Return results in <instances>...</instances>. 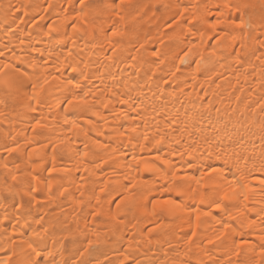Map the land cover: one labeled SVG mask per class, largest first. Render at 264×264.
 <instances>
[{
  "label": "bare ground",
  "instance_id": "6f19581e",
  "mask_svg": "<svg viewBox=\"0 0 264 264\" xmlns=\"http://www.w3.org/2000/svg\"><path fill=\"white\" fill-rule=\"evenodd\" d=\"M231 2L250 5L242 10L245 22H252L247 34L233 27L217 43L214 34L208 32L193 49L203 59L189 54L187 62L180 64L178 57L191 46L184 39L186 28L183 34L181 31L185 20L167 25L185 5L213 6L223 0H129L120 5L127 24H121L115 15L118 0H86L89 7L80 0H0V80L15 81L9 87L0 84V247H14L19 253L32 243L37 253L32 259L37 264L53 259L57 264H135L137 260L140 264H160L165 251L168 258L175 257L173 249L187 252L193 264L201 259L209 264L202 248L208 249L212 259L222 260L232 247L233 237L242 231L243 237L237 238L249 240L250 245L241 250L240 257L232 259H246L249 264L260 259L259 236L264 231V113L257 102L264 97V48L260 44L264 41V0ZM81 8L94 28H86L76 19ZM232 15L239 13L233 11ZM114 27L123 35L111 37ZM110 38L115 51L109 46ZM193 39L199 41V33ZM153 51L161 57H154ZM235 53L240 54L242 64L236 62ZM194 60H199V71H194ZM81 91H89V99L94 101L92 111L78 119L87 136L66 133L62 125L64 111H71L66 101ZM30 105L37 110L30 111ZM127 114L136 116V120L127 119ZM36 120L48 127L33 131ZM122 126H135L133 135L147 132L149 140L119 137L117 132L123 130ZM13 135L19 149L5 153L4 147ZM62 137L68 138L71 149L61 145L53 151V145ZM96 139L116 149L114 158L99 168L96 164L107 156L94 146ZM141 142L152 145L153 152L160 148L164 154L174 153V162L179 163V154L185 153L183 159L192 160L194 165L223 170L235 184L242 180L250 188L244 202L247 208L238 212L240 201L234 198L215 208L212 202L222 197L213 188L215 182L206 177L208 187L200 189L202 195L194 200L185 198L182 209L173 214L160 218L149 215L144 207L128 210L125 201L114 220L115 204L123 196L145 205L160 195L156 191L162 183L159 175L145 171L131 173L144 192L142 197L123 188V174L129 170L119 152L123 150L130 159L132 153L139 154ZM84 143L89 146V156L80 164L73 150L82 149ZM32 147L39 154L29 157L27 152ZM131 164L135 166L134 161ZM53 165L60 170L51 174L53 191L61 186L67 191L48 199L43 191L48 175L45 170ZM188 172L198 175V168ZM82 175L84 182L79 179ZM33 176L39 180H33ZM105 181H109L107 190L99 193ZM32 185L41 192L30 195ZM93 188L101 197L98 216H93L95 200L89 199ZM33 195L40 203L29 205ZM165 195L180 200L175 192ZM81 198L84 205L75 207V200ZM17 202L24 207L17 209ZM229 215L235 220L228 235L207 245V239L219 234ZM40 217L41 224H36ZM155 225L159 227L149 236L147 230ZM193 230L197 235L188 245L186 233ZM201 240L204 245L199 244ZM129 242L132 250L128 249ZM49 251L53 256L47 255ZM122 253L131 259L125 261Z\"/></svg>",
  "mask_w": 264,
  "mask_h": 264
},
{
  "label": "snow or ice",
  "instance_id": "6c2138e0",
  "mask_svg": "<svg viewBox=\"0 0 264 264\" xmlns=\"http://www.w3.org/2000/svg\"><path fill=\"white\" fill-rule=\"evenodd\" d=\"M129 0H118L117 3V9L115 12V15L119 17L121 24H127L129 21H126L124 16L121 15V12L123 11L122 8H120V5H123L125 3H128ZM80 3L82 5H85V7H89L86 5V0H80ZM250 5L247 3H232L231 0H223L222 4H216L213 6H209L207 4L201 5L199 3H191L188 5H185L182 7V10L179 11L176 15V18L172 19L171 22L167 25V27H171L172 24L177 23L178 20L184 19L185 25L181 26L182 34L185 31H187V35L184 37L186 42L190 44L191 46L188 47L182 56L178 57L180 64H185L186 58L189 56V54L200 56V53L198 51L193 52V49L197 48V45L202 42L205 39V35L208 32H211L214 34V38L219 43L221 39L224 38V35L228 33V30L235 27L240 29L242 32L247 34V30L252 27V22L249 20L247 23L245 22V18L243 15L242 10L249 8ZM214 9V10H213ZM235 11L236 13H239V15L233 16L232 13ZM188 14L185 16V14ZM87 12L84 10V8H81L80 12L77 13L76 19L83 23L86 28L92 29L95 26L90 25L88 20L86 19ZM135 19V17H133ZM223 25V27H221ZM73 28H76V22H73ZM53 31L55 29H52ZM175 32L176 30L173 29ZM262 31H264V28H262ZM199 33L200 39L199 41H196L193 39L194 34ZM123 32L118 28H113L111 31V37H119L122 36ZM118 43V42H117ZM261 47L264 48V41H260ZM109 46L113 48V51L116 50V45H113L111 38L109 39ZM244 44H240V48H243ZM213 55H215V49H213ZM152 55L154 57H161V53L157 51H153ZM236 62L238 64H242L243 60L240 57L239 53H235ZM133 60L136 59V57H132ZM200 59H203V56H200ZM259 59V57H257ZM154 63L156 61H153ZM193 63H195L196 67L194 71H199L200 69V63L199 60H194ZM223 67V65H221ZM73 71H76L75 68H73ZM175 74L174 72L172 73ZM26 75V74H25ZM194 78V77H193ZM15 81H9V80H0V84H3L5 87H9L12 84H14ZM47 79L44 80V84H47ZM36 85H33V88L35 89ZM43 85H41V88ZM76 88H79V84L75 85ZM90 92L89 91H81V94H73L70 99L66 101L69 110L64 111V115L62 117V125L64 126V130L66 133H72L73 135H79L80 133H83L85 136L88 135L86 131H84V128L78 123V119L81 115H83L85 112L92 111L94 107V101L89 99ZM36 100V97H33V101ZM257 106L259 107V110L261 113H264V97H261V99L257 102ZM107 107V105H105ZM37 109L35 106L30 105V111L35 112ZM132 111H136V109H133ZM2 115V114H0ZM94 115H97V113H94ZM127 119H130L131 121L136 120V116L127 114ZM2 123V121H0ZM88 123H91L89 121ZM47 124H42L40 120H36L33 131L37 128H47ZM123 130H120L117 132V135L119 137H132L134 139H137L138 141H148L149 136L147 132H144L142 134L133 135L136 133V127L132 126L131 128H123ZM42 134V133H41ZM11 143L6 145L4 147L5 153H13L17 152L19 149V144L16 143V136L13 135L10 137ZM29 144H32L33 141H28ZM93 144L95 147L101 149L102 153L107 156V159H100L99 163L96 164V167H101L104 164H107L109 160L114 158V154L116 153V149L112 148L109 143L101 142V140L96 139L93 141ZM61 145H65L68 149H71V145L69 143L68 138L62 137L59 138L56 143L53 145V151L55 148L60 147ZM139 147V154L132 153L130 156V159L126 157V154L123 150L119 152L120 157H124V164L125 167L128 168V173L123 174V188L128 193H138L140 197L144 195V192L142 191V188L137 186V180L136 177L133 176L131 173L134 171L137 174H139L141 171L150 172L154 175H159L162 183L160 184L159 188L156 189L160 193L159 196H153L152 199L149 201V204L151 207L149 208V204L140 205L138 199H133L130 196H123L118 203L115 204V208L117 209V212L113 215V219L117 220L119 216V210L121 204H124L125 201H127V208L128 210H133L137 207H144L148 209V214L151 216H157L162 218L165 215H170L175 213L177 210L182 209L183 204L182 201L187 198L189 200H194L196 196L202 195L200 192V189L208 187V184L205 183V178L209 181L215 182L213 184L214 190L217 192V194L222 197V199H217L212 202V205L220 209L221 204L224 202V200H228L231 198H234L238 201H240V207L237 209L238 212H243L244 209L247 208L245 201L248 200V193L250 191L249 185L244 183L242 180L239 184H235L234 181H229L227 179V175L223 170H217L215 167L208 165L207 169L204 168V166L201 165H194L192 160H184L183 157L185 153H180L181 161L179 163L174 162L171 159V156L174 153H168L164 154L163 150L160 148H156L155 152H153V146L141 142L138 145ZM76 160L78 163L83 164L85 161V158L89 156V146L87 143H84L82 149H75L73 150ZM38 155V150L36 147H32L30 151L27 152V155L31 157L32 155ZM187 155H191V153H187ZM135 162V166L133 167L131 162ZM94 163V161H91ZM5 168H8L7 163L4 164ZM193 167L198 168V175H191L188 172V169H191ZM48 172V175L45 177L44 181V192L47 195L48 199L54 198L57 194L63 195L64 192L67 191V189L61 190V187L56 188L55 191H53L54 183H53V177L52 173L58 172V170L54 165L47 168L45 170ZM84 171H87V168L84 169ZM215 173V175H212ZM13 180H16L17 177L15 174L12 176ZM33 180H39L38 176H33ZM82 182L85 181V177L82 175L79 178ZM109 181H105L103 183V186H101L98 191L99 193H104L107 190ZM116 183H119V181H116ZM96 189H90L91 196L90 200H95V208L96 211L93 213V216L100 215V209L102 207L101 203V197L96 194ZM41 189L36 187L35 185H32L30 188L29 194L32 193H40ZM175 192L177 196L180 197V200H177L175 198H171L169 196H166L165 193H171ZM110 195V193H109ZM84 196V192H80V197ZM35 201L36 203H40L39 200L36 199V197L33 195L32 200H30L28 203L29 205ZM205 201L201 198L200 203L203 204ZM85 201L84 199H76L74 202V206L79 208L82 205H84ZM15 207L17 209L23 208L24 204L21 202H17ZM227 207V206H225ZM196 209H193L195 211ZM6 219V217H5ZM43 217L37 218L35 220L36 224H41ZM196 221L200 220V216L197 215L195 217ZM235 220V217L229 215L228 220H225L221 224V228L219 231V234H213L210 236L206 244L207 245H213L218 240H221L223 237L228 235V229L232 227V221ZM43 227V225H41ZM250 226V225H249ZM159 225H155L153 228H149L147 230L149 236L153 231L158 228ZM239 228H243V225H237ZM233 232L236 231L235 228L232 229ZM95 235V234H94ZM197 235L196 231L193 230L190 233H186V241L185 243L188 245L192 244L193 238H195ZM237 237H243V232L236 233V237H233L232 240V247L230 248L229 252L226 254L225 257L222 258V260H214L209 255L207 248H202L203 255L207 257V260L209 264H249V261L246 259H241L240 261H234L233 257H240L241 256V250L246 246L250 245V241L243 238H237ZM259 240L261 243L259 244V251L258 256L260 259H256L251 261V264H264V231L261 232L259 236ZM151 241L149 240V243ZM200 245H204L205 241L201 240L199 241ZM92 241H89V247H91ZM169 247H172L171 243H169ZM128 249L132 250L131 242H129ZM87 251V249H85ZM173 251L176 253L175 257L168 258V253L164 252L165 259L161 260L160 264H193V261L190 257H188V253L184 252L183 254L178 249H173ZM252 251L255 252L256 249L252 248ZM0 253H3L0 255V264H37V261L32 259L34 255H36V249L33 247L32 243H29L27 248H21V251L18 253L14 247H0ZM82 254V253H81ZM48 256H53V252L49 251L47 253ZM124 260L128 261L131 259L130 256L123 254ZM183 257V258H182ZM45 264H57L55 259L53 260H46ZM60 264H65V262L61 261ZM123 264V261L121 262ZM135 264H140V262L137 260L135 261ZM199 264H205V260L201 259Z\"/></svg>",
  "mask_w": 264,
  "mask_h": 264
}]
</instances>
